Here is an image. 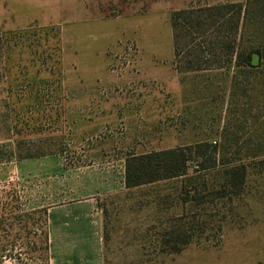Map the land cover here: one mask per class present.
I'll return each mask as SVG.
<instances>
[{"label":"rangeland","instance_id":"rangeland-1","mask_svg":"<svg viewBox=\"0 0 264 264\" xmlns=\"http://www.w3.org/2000/svg\"><path fill=\"white\" fill-rule=\"evenodd\" d=\"M229 3L237 26L178 25L174 65L170 14ZM189 147L185 175L125 185L130 156ZM79 199L104 264H264V0H0V264H49L46 210Z\"/></svg>","mask_w":264,"mask_h":264},{"label":"trees","instance_id":"trees-1","mask_svg":"<svg viewBox=\"0 0 264 264\" xmlns=\"http://www.w3.org/2000/svg\"><path fill=\"white\" fill-rule=\"evenodd\" d=\"M229 7H236L238 15L235 18V26L238 25V21L240 18V14L245 8L244 4H217L214 6H203V7H187L182 10L174 11L170 14V24L172 27V35H173V43H174V49H173V62L174 65H177V51H176V37H177V27L178 25H181L185 29L184 35L190 36L189 41L193 39L191 37L192 30H198L200 31L202 27L205 25L207 26V29L203 31L211 30L213 27V23L210 21H207L208 17L205 16V21L202 20V12H208L211 14L215 11L222 12L223 8H229ZM199 12V14H197ZM219 14V12L212 13V15ZM210 15V17L212 16ZM234 40H232L233 42ZM233 42L232 44H234ZM229 46V45H228ZM230 53H229V59L230 62L234 59V46H230ZM260 50L259 48H251L249 49L245 54L235 56L234 64L237 66H247L252 67L256 66L258 62L260 61ZM200 57L195 56L194 60H186V66L185 70H195L200 69L201 65L199 63ZM202 68V67H201ZM201 145H197V147H200ZM195 153L193 152V149L191 147L189 148H170L160 151H151L148 153L138 154L135 156H130L126 159V167H125V185L127 187L140 185L143 183H149L160 179H166L170 177H177L180 175H185L187 173V163L188 161H192V158H194ZM200 159L202 168H209L214 167L216 163V155H215V149L212 148L209 152V160L211 161L210 164H204L206 163V159L204 158L203 154L195 156ZM206 165V166H204ZM226 174H230L232 178L231 185L234 187L236 184H242L245 181L246 178V168L243 164L233 165L225 172ZM232 193L237 194L238 192L234 190ZM187 243V242H184ZM46 252L48 249V237L46 232ZM173 251H179L181 250L180 247H171Z\"/></svg>","mask_w":264,"mask_h":264},{"label":"crops","instance_id":"crops-1","mask_svg":"<svg viewBox=\"0 0 264 264\" xmlns=\"http://www.w3.org/2000/svg\"><path fill=\"white\" fill-rule=\"evenodd\" d=\"M223 1L207 0L208 4ZM104 219L92 199H79L46 210L49 264H104Z\"/></svg>","mask_w":264,"mask_h":264}]
</instances>
